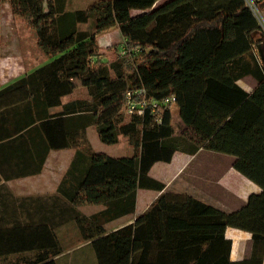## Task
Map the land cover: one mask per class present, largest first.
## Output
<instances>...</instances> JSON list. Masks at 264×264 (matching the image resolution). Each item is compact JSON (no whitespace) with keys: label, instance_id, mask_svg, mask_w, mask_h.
<instances>
[{"label":"trees","instance_id":"16d2710c","mask_svg":"<svg viewBox=\"0 0 264 264\" xmlns=\"http://www.w3.org/2000/svg\"><path fill=\"white\" fill-rule=\"evenodd\" d=\"M3 1L36 31L47 60L0 88V117L9 110L30 109L31 99L39 97L38 118L50 146H61L53 140L57 133L70 134L78 147L72 164L74 206H104L77 218L82 238L91 240L99 264H262L264 33L246 1L166 0L153 7L158 0H96L83 9L67 8L69 0H0V4ZM257 6L263 8L264 0H257ZM131 9L143 11L131 15ZM89 23L92 28L81 27ZM114 28L125 36L127 51H119L111 61L98 39ZM254 32L261 36L254 38ZM248 74L258 81L252 93L237 83ZM141 87L157 99L175 94L180 117L192 133L175 134L171 105L154 113L147 108L142 115H128L126 92ZM81 88L87 96L73 100L71 110L66 105L67 113L83 112L73 116L69 133L64 119L50 114L46 104H60L61 96ZM81 115L107 144L126 137L132 155L94 151L86 128H75ZM200 146L235 156L234 168L261 191L251 193L232 211L188 194L163 193L133 223L105 233L106 221L134 213L139 188H165L149 175L155 162H168L176 151L193 152ZM67 180L66 176L61 185ZM228 227L251 232L248 257L231 259ZM9 233L0 227V264H57L54 256L62 252L58 240L50 251L26 258L24 252L44 245H36L31 236ZM9 255L19 258L12 261Z\"/></svg>","mask_w":264,"mask_h":264},{"label":"crops","instance_id":"0c3cea01","mask_svg":"<svg viewBox=\"0 0 264 264\" xmlns=\"http://www.w3.org/2000/svg\"><path fill=\"white\" fill-rule=\"evenodd\" d=\"M165 1L158 0L153 7ZM6 3L8 1H3L0 4L1 12ZM142 11L141 9H131L130 13L136 15ZM260 11L258 20L264 27V7ZM1 16L2 14L0 15V45L12 42L25 43L22 33L17 32L14 35L10 31L14 28L10 23L8 31V24L4 23ZM81 27L83 28V25ZM28 32L36 41L37 53H40L41 48L38 45L36 31L31 28ZM253 35L257 39L261 33L254 32ZM102 38L106 42L101 43ZM125 40L126 38L119 28L111 29L99 36V44L103 53L106 50H103L102 47L108 49L109 46L114 45L112 43L119 41L117 48L120 51L121 44ZM10 55L15 56L17 63L13 64L16 59H13V62L7 61L11 66L4 69V73L11 74V78L4 84L1 83L0 88L33 72L47 60V57H43L41 62L29 66L25 62L26 53L17 48L15 51L8 49L4 54H0V59ZM43 56H45L44 53ZM237 83L248 93H252L258 85V81L250 74L238 79ZM81 97L78 96L76 90L61 96L60 104L54 106L46 104L50 114H60L59 116L64 119V129H68L69 133L74 125L73 116L83 115V112L67 113L66 105L68 104L71 110L73 100ZM40 100L39 97L33 98L30 109L9 110L8 113H3L0 117V227L11 231L9 233L11 236L16 231L17 235L31 236L36 245H44L43 248L34 249L32 252H24L26 258H35L39 251H50L54 247V240H58L62 252L54 256L57 264H99L91 240L82 238L77 218L82 215L95 214L104 209V206L100 204L74 206L73 187L71 186L73 173H76V169L72 167V164L78 147L73 145L70 134L66 133L64 135L57 133L53 136V140L61 146H50V138L42 127L41 117L38 118V112L42 105V100ZM171 113L176 135L183 132L192 133V130L182 121L180 109L176 103L171 105ZM82 115L76 120L78 122L75 124V128L84 126L86 138L92 149L96 152H103L99 149L102 140L96 126L88 124L86 117L84 116L83 119ZM52 119L56 120L57 118L53 116ZM175 121L181 122L180 132H177L175 128ZM121 140H125V145L129 144L124 136H120L118 142L114 144H118ZM129 146L131 145L129 144ZM104 153L114 157L129 156L132 155L133 148L129 147L127 154ZM235 159L236 157L233 155L208 150L200 146L193 152L178 150L168 162H155L149 175L163 182L165 188L163 190L139 188L134 213L106 221L103 224L105 233L133 223L163 193L188 194L225 211L239 209L247 201L248 196L253 192H260L261 187L234 168ZM66 176L68 180L62 186L61 183L66 179ZM225 236L232 240L230 254L232 260L238 261L249 256L252 242L251 232L228 227ZM15 243V241L9 242L8 245ZM17 258H19L18 255L8 256V259L12 261ZM262 264H264V260Z\"/></svg>","mask_w":264,"mask_h":264},{"label":"rangeland","instance_id":"374dc122","mask_svg":"<svg viewBox=\"0 0 264 264\" xmlns=\"http://www.w3.org/2000/svg\"><path fill=\"white\" fill-rule=\"evenodd\" d=\"M96 0H69V3H67V8L70 9H76V8H87L89 7L93 2H95ZM2 14L1 18L4 21L5 24H8V31L9 29V23L11 25H13L14 28H12L10 31L13 32L14 35L17 34V32L20 34L22 33V35L25 37V43H19L16 44L14 42L12 43H8V44H4V45H0V54H4L8 49L10 51L12 50H16V48L18 50H23L26 53V64L29 66H33L35 64H37L38 62H41L43 60V51L41 50V54L37 53L38 52V48H37V44L36 41L32 38V36L30 35V33L28 32L29 29H31V27L28 26V24L26 23V21L23 19V17L19 14H14L12 7L10 5V3H6L3 5V9L2 12L0 11V15ZM264 25V24H263ZM83 28H92V24H84ZM263 33H264V27H262ZM25 31V32H24ZM99 41V39H98ZM106 42L105 39L102 38L101 43ZM120 42V41H119ZM119 42H114L112 44H114L113 47L109 46L108 49L107 47L104 48L102 47V49L106 50L104 52L105 57L107 58L106 60H111L114 61L116 60V58L118 57V52L119 49L117 47H115L116 45H118ZM3 46V47H2ZM120 55V53H119ZM13 59H16L15 56H7V57H3V59H0V84L1 83H5L7 82L10 78H11V74H7L4 73V69H8L10 68L11 64L7 61H12ZM17 63V59L14 60L13 64ZM2 84V85H3ZM8 84V83H6ZM78 96H82V97H86V90L85 89H79L77 91ZM175 128L177 129V132H180L181 129V122L180 121H175ZM125 140H121L118 144H107L103 141H100V147L99 149L103 152H108L110 154H127L129 151V147L131 148V146H129V144L125 145ZM217 195L219 196V192L217 191ZM217 196V198H219Z\"/></svg>","mask_w":264,"mask_h":264},{"label":"built area","instance_id":"2783aa9c","mask_svg":"<svg viewBox=\"0 0 264 264\" xmlns=\"http://www.w3.org/2000/svg\"><path fill=\"white\" fill-rule=\"evenodd\" d=\"M247 5L251 8L253 13L260 17L261 11L257 6V0H245ZM134 51L139 50L138 48L133 49ZM126 41H123L120 47V53L125 54ZM126 112L128 115L138 114L142 115L145 113L147 108H150L151 113L156 112L158 107H166L177 102L175 94H171L160 99L151 97L148 95L146 88L141 87L137 89H130L126 92Z\"/></svg>","mask_w":264,"mask_h":264}]
</instances>
